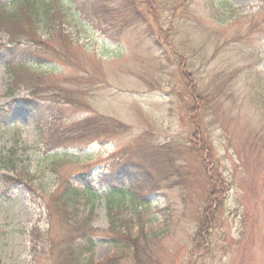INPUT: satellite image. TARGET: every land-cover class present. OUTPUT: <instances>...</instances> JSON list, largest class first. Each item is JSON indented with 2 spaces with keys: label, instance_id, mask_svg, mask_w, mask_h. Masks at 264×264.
Wrapping results in <instances>:
<instances>
[{
  "label": "rangeland",
  "instance_id": "obj_1",
  "mask_svg": "<svg viewBox=\"0 0 264 264\" xmlns=\"http://www.w3.org/2000/svg\"><path fill=\"white\" fill-rule=\"evenodd\" d=\"M0 9L25 32L13 44L0 24V264H59L52 248L73 230L53 197L85 179L94 262L264 264V0ZM200 148L226 190L196 237L211 189ZM135 194L140 262L111 241L105 202Z\"/></svg>",
  "mask_w": 264,
  "mask_h": 264
},
{
  "label": "trees",
  "instance_id": "obj_2",
  "mask_svg": "<svg viewBox=\"0 0 264 264\" xmlns=\"http://www.w3.org/2000/svg\"><path fill=\"white\" fill-rule=\"evenodd\" d=\"M16 14V11L4 13L3 9H0V24H8L9 27L7 26V28L10 29V32H7V34L9 35L10 42L13 44L17 43L16 37L19 36V33H15L19 30H12V27H16V25H10V23H13ZM24 33L25 32L21 30L20 35ZM14 74L16 77L21 76L17 69L14 70ZM198 152L202 158L203 164H205L208 168V180L211 184V189L205 198V203L201 212L202 222L199 224L196 237H200L201 232H207L208 229H211L214 226V216L223 204L224 192L226 190L225 183L217 173V170L213 168L210 162V157L206 153V149L200 148ZM12 178L14 177L12 176L11 179ZM104 180L105 177H102L99 180L100 188H102V186L105 184ZM3 181H5V183H9V177H4ZM111 189L113 192H119V190H117L118 188H115V186H113V188L111 187ZM138 198L139 196L136 194L135 197H130L129 206L124 202H121L124 204L116 203L117 205H115L112 203V201L108 200V198L106 199V197L105 202L108 229L119 234V236L116 238L112 237L111 241L113 244L120 246L127 252L129 249H131L132 259L134 261L140 262L141 257L138 254L139 252L145 255L147 259H150V256L146 250L144 251V249H142L139 242V237L143 236L140 235L142 234L141 222H143V214L140 208L141 200ZM97 199V194L94 188L87 184L86 179L83 180V183L79 187H74L72 185L63 183L61 192L56 193V196L53 197L55 203L61 206V210L63 211H60L61 217L63 216V213H65L67 220L71 221V225H69V227H71L73 230L71 236L63 237L61 241L55 244V246L52 248V250H57L56 257L59 264H108L105 261L94 262L92 258L94 248V242L92 238L100 233L98 229H95L91 225L93 203L94 201H97ZM81 205H83V210L80 209ZM72 212H74L73 215ZM78 212L79 216L77 215ZM204 214L208 215L209 222H205L206 218H204ZM135 224H139L138 229L136 228V232L133 231V225ZM143 237L145 238V236ZM82 256L83 258H81ZM117 259L118 256L116 257V260Z\"/></svg>",
  "mask_w": 264,
  "mask_h": 264
}]
</instances>
